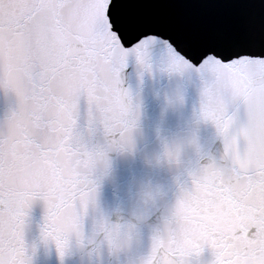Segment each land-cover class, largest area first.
<instances>
[{
	"label": "snow or ice",
	"instance_id": "snow-or-ice-1",
	"mask_svg": "<svg viewBox=\"0 0 264 264\" xmlns=\"http://www.w3.org/2000/svg\"><path fill=\"white\" fill-rule=\"evenodd\" d=\"M0 264H264V0H0Z\"/></svg>",
	"mask_w": 264,
	"mask_h": 264
},
{
	"label": "water",
	"instance_id": "water-1",
	"mask_svg": "<svg viewBox=\"0 0 264 264\" xmlns=\"http://www.w3.org/2000/svg\"><path fill=\"white\" fill-rule=\"evenodd\" d=\"M37 214H38V210H37Z\"/></svg>",
	"mask_w": 264,
	"mask_h": 264
}]
</instances>
